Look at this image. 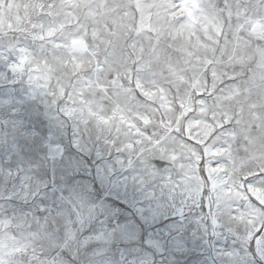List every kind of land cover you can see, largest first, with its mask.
Listing matches in <instances>:
<instances>
[{
    "label": "snow or ice",
    "instance_id": "obj_1",
    "mask_svg": "<svg viewBox=\"0 0 264 264\" xmlns=\"http://www.w3.org/2000/svg\"><path fill=\"white\" fill-rule=\"evenodd\" d=\"M9 81L146 197L206 212L233 241L216 264H264V0H0ZM22 175L0 168V264H56L53 233L74 238L93 210L18 214Z\"/></svg>",
    "mask_w": 264,
    "mask_h": 264
},
{
    "label": "rangeland",
    "instance_id": "obj_2",
    "mask_svg": "<svg viewBox=\"0 0 264 264\" xmlns=\"http://www.w3.org/2000/svg\"><path fill=\"white\" fill-rule=\"evenodd\" d=\"M116 160L103 142L57 125L26 84L0 83V168L22 170L16 190H29L15 202L18 214L67 213L70 200L93 210L71 225L74 238L64 225L53 233L56 264H216L218 250L233 247L205 230L206 212L125 183L130 173Z\"/></svg>",
    "mask_w": 264,
    "mask_h": 264
},
{
    "label": "bare ground",
    "instance_id": "obj_3",
    "mask_svg": "<svg viewBox=\"0 0 264 264\" xmlns=\"http://www.w3.org/2000/svg\"><path fill=\"white\" fill-rule=\"evenodd\" d=\"M39 104V103H38ZM39 108H41V107H39Z\"/></svg>",
    "mask_w": 264,
    "mask_h": 264
}]
</instances>
